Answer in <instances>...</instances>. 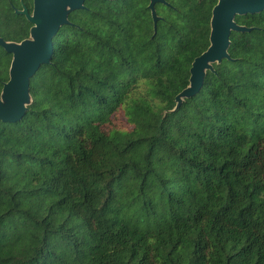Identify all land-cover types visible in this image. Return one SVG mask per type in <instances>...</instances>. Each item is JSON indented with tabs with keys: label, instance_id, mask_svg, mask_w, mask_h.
I'll list each match as a JSON object with an SVG mask.
<instances>
[{
	"label": "trees",
	"instance_id": "obj_1",
	"mask_svg": "<svg viewBox=\"0 0 264 264\" xmlns=\"http://www.w3.org/2000/svg\"><path fill=\"white\" fill-rule=\"evenodd\" d=\"M167 1L157 32L149 0H86L59 28L0 121V264H264V11L178 106L213 3ZM23 4L0 0L5 40L30 37Z\"/></svg>",
	"mask_w": 264,
	"mask_h": 264
},
{
	"label": "water",
	"instance_id": "obj_2",
	"mask_svg": "<svg viewBox=\"0 0 264 264\" xmlns=\"http://www.w3.org/2000/svg\"><path fill=\"white\" fill-rule=\"evenodd\" d=\"M86 0H33V10L23 4L17 13L24 14L33 23L30 37L20 41H8L0 36V45L13 54L10 78L5 82L0 94V121L21 120L32 102L31 78L43 64L51 62L54 51V37L59 28L70 23L71 12L85 8ZM166 0H150L155 32L160 16L156 3ZM264 10V0H220L213 9L211 18L210 46L195 58L191 67L190 85L180 92L176 100L178 106L184 98L198 94L205 83L207 70L214 69V63L230 58L232 31L249 32L253 27L240 25L236 14L259 13Z\"/></svg>",
	"mask_w": 264,
	"mask_h": 264
},
{
	"label": "flooded vegetation",
	"instance_id": "obj_3",
	"mask_svg": "<svg viewBox=\"0 0 264 264\" xmlns=\"http://www.w3.org/2000/svg\"><path fill=\"white\" fill-rule=\"evenodd\" d=\"M167 1V0H166ZM210 1H212V3H213V7H212V15H213V9H214V7L218 4V2L220 1V0H210ZM168 2V1H167ZM159 3H162V4H165V5H167V6H170V3L169 4H166V3H164V2H157L156 3V5H155V7H156V10H157V14L160 16V19L162 18V16L158 13V8H157V5L159 4ZM149 4H150V0H149ZM149 4H148V7H149ZM150 8V7H149ZM151 10V9H150ZM264 11V10H263ZM263 11H261V12H263ZM151 14H152V11H151ZM242 15H245V14H236L235 15V21L238 23V24H240V25H244V24H241V23H239L237 20H236V18L238 17V16H242ZM153 17V16H152Z\"/></svg>",
	"mask_w": 264,
	"mask_h": 264
},
{
	"label": "rangeland",
	"instance_id": "obj_4",
	"mask_svg": "<svg viewBox=\"0 0 264 264\" xmlns=\"http://www.w3.org/2000/svg\"><path fill=\"white\" fill-rule=\"evenodd\" d=\"M123 122V119L121 117H119V123L121 124ZM123 125V124H121Z\"/></svg>",
	"mask_w": 264,
	"mask_h": 264
}]
</instances>
